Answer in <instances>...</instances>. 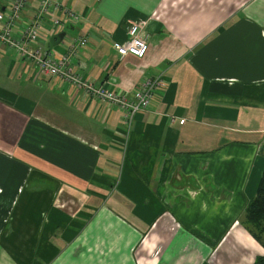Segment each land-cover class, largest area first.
Instances as JSON below:
<instances>
[{"label": "crops", "instance_id": "1", "mask_svg": "<svg viewBox=\"0 0 264 264\" xmlns=\"http://www.w3.org/2000/svg\"><path fill=\"white\" fill-rule=\"evenodd\" d=\"M53 1L80 19L63 29L46 22L34 46L56 57L85 37L68 55L81 78L126 95L145 77L166 84L125 134L119 109L0 45V264H253L264 256L242 224L264 154V0ZM35 5L28 0L12 36ZM137 19H146V52L119 57L110 42L123 41ZM54 194L83 201L85 218L67 238L46 220L57 213ZM19 230L28 234L13 240ZM31 245L46 254L31 256Z\"/></svg>", "mask_w": 264, "mask_h": 264}, {"label": "built area", "instance_id": "2", "mask_svg": "<svg viewBox=\"0 0 264 264\" xmlns=\"http://www.w3.org/2000/svg\"><path fill=\"white\" fill-rule=\"evenodd\" d=\"M27 3L28 0H9L0 10V45L13 50L18 59L31 64L38 74L58 77L80 90L83 95L119 109L122 112V124L126 134L133 116L147 108L154 92L164 88L165 80L161 75L145 77L133 88L130 95H126L124 92L108 89L89 79L81 78L69 67L68 55L73 53L76 47L85 46L87 38L80 37L70 41L67 51L56 57L34 46L39 39V30L46 26V22L50 28L63 29L78 22L79 16L71 8L61 6L53 0H36L33 15L21 27L19 37H14L13 26L21 20ZM128 22L129 26L125 30L127 37L121 42L111 41L110 45L119 57L131 55L141 58L147 48L143 32L146 19L128 20ZM182 122L183 119H178L179 124Z\"/></svg>", "mask_w": 264, "mask_h": 264}, {"label": "rangeland", "instance_id": "3", "mask_svg": "<svg viewBox=\"0 0 264 264\" xmlns=\"http://www.w3.org/2000/svg\"><path fill=\"white\" fill-rule=\"evenodd\" d=\"M263 162H264V154H263V158H262V165H263ZM5 170L10 171V172H15L14 168L10 169V168L6 167ZM259 176H258V179H259ZM2 179L4 181H10L8 177H3ZM254 191H255V189H254ZM82 202L83 201L80 198L79 194H54V195H52V199L50 202V208L52 207L53 209H55V211L57 213L53 212V214L47 215L46 220L50 219V221H51L50 224H51V226H53V228L60 226L61 232H59L58 235H60V233H61V236L67 238L77 229V227L79 226L81 221L85 218V215L81 212V209L79 207ZM33 232H30V233L33 234ZM49 233L51 236H53L52 230L49 231ZM27 234L28 233H26L22 230H19L17 232L13 231L12 238H13V240L21 239V238L26 237ZM33 235L34 236H40V233H37V231H35ZM8 237H10V235H8ZM5 238H7V237H5ZM36 243H37V241H36ZM16 249L20 253H23L24 248H23L21 243L19 244V246ZM30 250H32L31 256H37L38 257V256H41L42 254H46L47 248H43L42 245H40V247L35 248L33 245H31Z\"/></svg>", "mask_w": 264, "mask_h": 264}, {"label": "trees", "instance_id": "4", "mask_svg": "<svg viewBox=\"0 0 264 264\" xmlns=\"http://www.w3.org/2000/svg\"><path fill=\"white\" fill-rule=\"evenodd\" d=\"M242 224L250 236L264 247V162L255 191L243 206ZM253 264H264V256H257Z\"/></svg>", "mask_w": 264, "mask_h": 264}, {"label": "water", "instance_id": "5", "mask_svg": "<svg viewBox=\"0 0 264 264\" xmlns=\"http://www.w3.org/2000/svg\"><path fill=\"white\" fill-rule=\"evenodd\" d=\"M58 38H59L58 34L51 35L48 38V46L51 47L52 45H54L56 43V41L58 40Z\"/></svg>", "mask_w": 264, "mask_h": 264}]
</instances>
